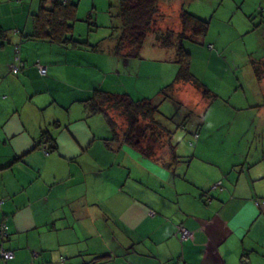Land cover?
<instances>
[{
    "label": "crops",
    "instance_id": "1",
    "mask_svg": "<svg viewBox=\"0 0 264 264\" xmlns=\"http://www.w3.org/2000/svg\"><path fill=\"white\" fill-rule=\"evenodd\" d=\"M46 1L0 0V223L8 227V264H264V0L159 5L152 31H166L170 18L168 31L177 33L182 10L208 22L186 50L217 80L216 95L204 79L202 88L233 106L229 146L198 152L203 138L195 134L191 158L170 164L167 147L144 158L110 142L104 116L91 111L96 92L146 98L135 59L124 57L127 49L115 52L122 0H66L76 20L82 4L89 25L100 26L98 12L117 35L79 46L33 36ZM229 51L233 64L222 60ZM16 57L20 74L11 68ZM178 225L191 233L187 242Z\"/></svg>",
    "mask_w": 264,
    "mask_h": 264
},
{
    "label": "trees",
    "instance_id": "2",
    "mask_svg": "<svg viewBox=\"0 0 264 264\" xmlns=\"http://www.w3.org/2000/svg\"><path fill=\"white\" fill-rule=\"evenodd\" d=\"M47 1L49 2V6L42 7L41 11L33 19V36L57 44H69L72 46L87 45L72 39L73 24L76 21L75 5L68 3L66 0ZM165 1H120L119 18L121 35L115 47L116 53L127 49L128 53L124 57L135 59L146 35L153 30L152 21L158 12L159 5ZM179 21V31L174 33L166 30L164 32V40L159 42L162 47H175V62L178 69L174 82L159 91L158 97L161 96L162 100L169 98L165 92L173 90V86L179 82L202 88L199 81L189 72L190 54L186 50L185 43L200 41L206 35L208 22L202 21L184 10L179 15ZM172 36L176 38L175 41H171ZM258 70L259 68L255 66L254 73L256 75ZM202 90L203 97L215 99V95L209 90L206 88H202ZM91 100V111L102 114L108 124L112 133L110 142H116L131 150H137L144 158H150L154 152L153 148L157 144L160 145V140L165 138L168 141L166 144L163 143V147L168 148L167 153L169 159L166 161L167 164L177 163L179 161V156L169 143L170 132L158 123L154 117L158 107L153 105L152 99H135L127 94L112 95L104 92H96L93 94ZM111 110L121 111L125 119L123 128H120L117 120H115L117 117L109 113ZM44 137V134H42V138ZM50 149H54L53 143L50 144Z\"/></svg>",
    "mask_w": 264,
    "mask_h": 264
},
{
    "label": "rangeland",
    "instance_id": "3",
    "mask_svg": "<svg viewBox=\"0 0 264 264\" xmlns=\"http://www.w3.org/2000/svg\"><path fill=\"white\" fill-rule=\"evenodd\" d=\"M86 12L87 10L83 9L81 4L80 20H76L73 24L72 37L75 41L96 45L97 42L101 41L100 39L107 38L109 35L111 38L116 39V32L112 34L115 28L103 23L98 12H95L94 15L99 18V27L91 25L92 23L89 25L86 20ZM168 15L173 16L172 12ZM173 21L174 19L166 18L164 22L173 23ZM166 23L163 27L167 31L170 28L172 29L171 24ZM159 31L154 29L146 35L142 47L135 56V61H133L135 63H132L133 69L136 64L138 69L136 72H139L140 88L147 86V88L142 89L143 94H146L147 99H152L153 105L158 107L154 116L156 121L170 132V145L180 157L179 161L181 160V162H187L191 158V154L198 145V135L203 138L201 145L198 147V152L202 146L206 147L203 151L212 148L214 150L226 148L229 146L227 136L231 130L228 124L231 121L229 108L233 107L232 103H229L230 107H228V101L222 100V96L215 99L203 97L200 88L181 82L175 84L173 90L165 92L169 97L168 99L162 100L161 96L158 97V93L162 88L174 82L178 70L175 62V47H162L159 42L164 40L165 30L162 28ZM175 40L176 38L172 36L171 41ZM190 43H185V45L187 46ZM243 57L246 56L243 54ZM222 60L225 63L233 64L236 57L232 51H229L224 53ZM204 67L205 64H202L200 60L194 59V53L190 54L189 72L199 83L204 79L208 85L205 87L214 93L212 89H217V80L212 81L211 71L208 69L205 73ZM219 92L225 91L219 89ZM225 93L227 94V92ZM109 113L117 117L115 120H117L120 128H123L125 119L121 111L111 110ZM166 142L168 141L165 138L161 139L160 145H156L155 148H163V143L166 144ZM158 152L160 153V151Z\"/></svg>",
    "mask_w": 264,
    "mask_h": 264
},
{
    "label": "built area",
    "instance_id": "4",
    "mask_svg": "<svg viewBox=\"0 0 264 264\" xmlns=\"http://www.w3.org/2000/svg\"><path fill=\"white\" fill-rule=\"evenodd\" d=\"M18 53V49H16V54ZM12 71L16 74L22 73L24 70V63H22L18 57L15 58V64L12 65ZM38 75L44 77L46 75V68L42 65H36ZM197 137V136H195ZM46 153V151H44ZM220 186V184H217ZM217 186H214L215 189ZM8 236V227L5 223H0V264H8V262L13 258V253L9 250H6L3 247L4 241ZM177 236L180 242H187L191 238V233L182 227L181 225L177 226Z\"/></svg>",
    "mask_w": 264,
    "mask_h": 264
}]
</instances>
